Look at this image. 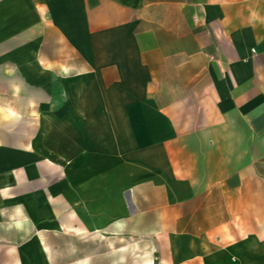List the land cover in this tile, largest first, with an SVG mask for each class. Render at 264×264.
I'll return each mask as SVG.
<instances>
[{
  "label": "crops",
  "instance_id": "1",
  "mask_svg": "<svg viewBox=\"0 0 264 264\" xmlns=\"http://www.w3.org/2000/svg\"><path fill=\"white\" fill-rule=\"evenodd\" d=\"M59 79L98 130L50 150L6 102L42 109ZM0 112V264H60L33 240L70 225L65 264L125 236L154 264H264V0H0ZM78 160L100 173L82 189Z\"/></svg>",
  "mask_w": 264,
  "mask_h": 264
},
{
  "label": "rangeland",
  "instance_id": "2",
  "mask_svg": "<svg viewBox=\"0 0 264 264\" xmlns=\"http://www.w3.org/2000/svg\"><path fill=\"white\" fill-rule=\"evenodd\" d=\"M61 76V74H60ZM67 76V75H64ZM48 87V91L52 92V95L50 97L48 96L43 101L42 109H37V111L33 112L30 109L27 110L26 113L19 114L16 112V101L6 102L9 109L13 110L16 115H21L25 119V126H26V134H27V143H33L35 140V137L37 134H39L42 137V141L45 147L51 150V138H57L59 139V148L60 150H65V147H67L68 142H74L78 141L79 143H82L83 141V132L87 130V132L96 131L97 128H94L96 123L93 120V113L90 116L91 120H89V117L87 116V122L86 126L87 128L84 129L81 124H78L77 119L72 118L71 122L67 121L68 115L70 114L68 112V102L65 97V89L63 80H52V81H46L45 83ZM48 99V100H47ZM52 99V101H51ZM52 105L50 106V104ZM55 104H59L58 107ZM2 117L3 114L0 112ZM14 114V113H12ZM80 116L82 117L83 113L79 112ZM98 113H96L97 115ZM16 120V119H15ZM90 121V122H89ZM24 125V123H22ZM88 126H90L88 128ZM18 131V127H17ZM44 163H52L51 159L47 157H43ZM123 167H131V161H122ZM49 165V164H47ZM115 167L114 165H110V167L107 169ZM68 170V169H67ZM67 170L65 174H63L62 171L59 170L58 174H55L52 170L44 171V180L45 184L53 181H59L61 179H65L67 176ZM64 175V177H63ZM126 182V181H125ZM126 187V186H125ZM114 186H108L107 191L108 195L110 189H114ZM120 199L124 201L123 195H121ZM123 203V202H122ZM81 227V226H80ZM116 233H121L116 232ZM76 235V234H75ZM73 235V236H75ZM72 234H63L61 230H51L47 229L44 231V241L46 246V261L50 260L51 262H54L56 258L58 257L60 259V264H65L67 260L65 259V256L67 253L73 252V250L76 252L77 250H82V240H79V237H73ZM95 237V238H94ZM127 239L121 240V245L117 246H123L122 247V255L115 256L114 252H111L106 258V262L108 264H117L122 261L121 264H143V260L147 257L145 256V249L147 248L146 244L143 243L140 240L134 241L129 236H125ZM47 238H53L52 243L51 241L46 240ZM91 248L94 249L96 252L99 248L106 247L108 251L109 249L114 247V242L110 239H108L106 242L104 240H98L99 237L95 235L91 236ZM74 239V240H73ZM138 242V243H137ZM48 247V249H47ZM152 255H154L155 250L151 249ZM65 259V260H62ZM62 260V261H61ZM152 262H154V259H150ZM96 263L98 264V258L96 260ZM71 264V263H68ZM154 264V263H153Z\"/></svg>",
  "mask_w": 264,
  "mask_h": 264
},
{
  "label": "bare ground",
  "instance_id": "3",
  "mask_svg": "<svg viewBox=\"0 0 264 264\" xmlns=\"http://www.w3.org/2000/svg\"><path fill=\"white\" fill-rule=\"evenodd\" d=\"M81 76H78L77 78H80ZM74 100V101H73ZM73 102L75 103L76 101V97L73 98ZM13 113V112H12ZM48 153V152H46ZM49 154V153H48ZM59 160L62 162L63 164V174H65L66 170L68 168H70V166L72 165V159H68L63 155L59 156ZM75 162V161H74ZM73 162V163H74ZM75 165L77 168L80 169V172L82 173L81 176L77 177V178H73L71 179L72 183L75 185L76 188L82 189L85 187V185L89 182V181H93L94 179H96L100 173L97 171H94L90 166H88V164H86V162H84L83 160H78L77 162H75ZM78 216V215H77ZM62 232H72L73 234L76 235H80L83 233L84 228L83 227H73V226H66L65 228H61ZM34 242H37V244L41 247V249H43V251H46V246L45 244H41V240L38 239V236H35ZM46 255H43V258H45ZM75 264H79V263H75ZM143 264H153V262L150 260V258L146 257L143 260Z\"/></svg>",
  "mask_w": 264,
  "mask_h": 264
}]
</instances>
